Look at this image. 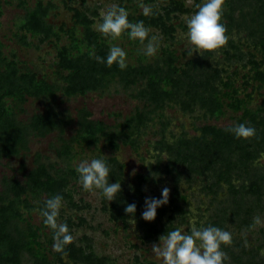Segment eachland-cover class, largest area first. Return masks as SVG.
<instances>
[{"label":"rangeland","instance_id":"374dc122","mask_svg":"<svg viewBox=\"0 0 264 264\" xmlns=\"http://www.w3.org/2000/svg\"><path fill=\"white\" fill-rule=\"evenodd\" d=\"M36 1L0 0V50L6 62H14L21 74H35L59 88L65 86L63 77L66 73L59 68L58 50L72 46L69 35L74 30V10L82 11L96 23L100 20L101 10L113 4L125 8L129 15L136 18L146 16L139 7L143 2L152 8V14L146 17L164 16L166 28L160 24L144 23L152 29L150 35L160 37V48L154 57L145 56L141 51L143 45L139 40L130 39L126 32L111 42L127 53V64H163L172 54L178 66L193 65L210 74L216 72L220 76V86L222 82L229 81L241 93L248 78L253 85L248 91L253 94L249 108L253 111L264 108V83L259 85L253 77L256 75L253 74L256 65L264 72V27H261L264 24V0H226L222 23L228 27L230 15L234 20V25L228 28V44L217 52H203L202 55L194 53L185 39L188 31L185 18L193 14L195 5L203 0H191V3L189 0H44L53 3L54 9L48 21L59 32L60 40L53 36L31 38L23 30L26 12L35 6ZM172 1L184 6L181 10L176 9L170 19L165 15V8H172ZM93 29L96 30L94 26ZM78 31L81 35L84 32L80 27ZM26 38L27 43L23 42ZM138 90V87L124 86L117 79L105 89L85 96L69 98L59 91L53 97H27L23 102H14V117L17 126L24 130L26 147H22L18 155L0 160V198L7 202L13 199L5 193L7 180L23 182L25 174L38 163L46 164L56 178L67 180L58 222L68 225L74 237L73 243L84 248L90 243L92 247L89 251L99 258H105L107 264H160L153 256L151 247L159 244L163 234L151 235L147 229L138 226L135 217L134 229L128 223L129 218L125 221L115 220L110 211L113 200L107 201L98 189L85 191L80 178L73 175V170L82 160L105 155L108 161L115 159L119 164V183L124 190L133 192L134 187L142 185L146 198H162V189H170L169 203L157 209V229L163 230L173 224L183 226L187 231L189 217L196 214L199 220L205 221V226L222 222L221 228L232 233L233 243L222 246L228 257L224 264H237L232 254L241 255L242 248L257 252L259 258L264 260V226L252 227L255 217L264 220V197L259 200L260 205L247 224L244 225L246 221L242 219L231 221L226 217L219 220L233 213L236 206L255 209L254 204L258 199L246 196L244 191L256 176H262L264 183V154L252 164L249 174L245 172L243 176L232 178L235 189L232 192L233 188L228 184H218L216 178L208 173L197 174L186 167H178L177 172L167 173L165 165L169 157L160 147L164 139L172 144L181 138L200 135L199 129L205 125L221 128L235 125L241 113L227 111L223 117L216 119L206 116L200 107L187 112L179 103L170 101L152 115V121L145 127L131 131L125 128V120L144 108V104L135 97ZM83 109L88 110L94 120L103 121L109 127V132L117 134L115 143L107 137H100L90 146L76 142L78 114ZM43 114H55L67 125L63 129H52L50 133L46 132L47 135L29 129L32 118ZM64 143L72 146L69 157L61 155ZM151 161L156 163L152 165ZM134 170L135 176L132 175ZM26 198L29 205L24 202ZM49 198L47 192L36 197L29 194L12 208L9 203L6 205L11 213L17 211L19 214L16 217L21 229L26 232L31 228L37 229V240L49 249L50 259L54 263L60 264V254L64 263L73 264L67 255L54 251V233L44 227L39 214L40 204ZM190 208L194 209V213L189 211ZM23 264H31L28 257H24Z\"/></svg>","mask_w":264,"mask_h":264},{"label":"trees","instance_id":"16d2710c","mask_svg":"<svg viewBox=\"0 0 264 264\" xmlns=\"http://www.w3.org/2000/svg\"><path fill=\"white\" fill-rule=\"evenodd\" d=\"M171 6L172 8H165V15L170 19L175 10H181L184 5L172 1ZM53 9L51 1L37 0L35 6L26 12L22 24L23 30L31 38L53 36L60 40L59 32L48 21ZM228 18L227 29L234 25L232 16ZM260 18H262L261 14ZM128 19L132 23L143 21L148 25L160 24L162 28H166L164 16L136 18L129 15ZM73 20L74 30L70 31L69 35L72 46L61 47L58 50L59 68L66 73L63 77L65 82L63 87L59 88L50 84L45 78L39 79L35 74H21L14 62H6L0 50V160L18 155L21 148L26 147L24 130L17 126L14 117V102H23L27 97H53L59 91L69 98L85 96L105 89L112 81L119 79L126 87H138L135 97L144 104L143 109H138L124 122L125 128L131 131L145 127L152 121V115L162 110L170 101L179 103L187 112H193L200 107L206 116L216 119L223 117L227 111L241 113L235 125L244 123L254 127L257 130L254 138H236L227 130L235 125L226 128L205 125L199 129L200 135L193 138H181L172 144L164 139L160 146L163 148L161 151L169 157V162L165 165L167 173L177 172L178 167H186L197 174L208 173L216 178L218 184L226 183L233 188L232 192H235L232 178L243 176L245 172L249 174L252 164L264 154V108L255 111L249 108L248 105L253 96L248 92L250 88H253L249 79H246V86H243V93H241L229 81L222 82L220 86L218 82L220 76L216 72L210 74L193 65L178 66L172 54L167 56L163 64H127L124 70L114 64L109 68L106 58L110 44L114 40L110 41L99 31L94 30L95 21L80 10H74ZM79 27L84 30L82 35L78 31ZM261 27H264V24ZM23 42L27 43V38ZM93 48L96 56L104 58L105 63H99L90 55ZM259 69L256 65L255 73L253 72L256 75L253 77L261 85L264 83V72ZM66 125L67 122L55 114H43L32 118L29 129L40 135H47L50 130L63 129ZM100 137H107L109 141L115 143L118 136L114 132H109V127L103 121L94 120L88 110L79 111L76 142L90 146ZM71 147L68 143H64L61 155L69 157ZM107 163L110 166L109 182H120L117 161L114 159ZM73 175L79 177L76 170H73ZM261 179L262 176L251 179L244 191L246 196L258 199L254 204L255 209L250 206L249 208L242 205L236 206L233 213L219 220L222 221L228 217L231 221L242 219L246 221L244 225L247 224V220L253 217L256 208L260 205L259 200L264 197V183ZM66 185V179L56 178L52 170L41 163L25 174L23 182L17 179L5 182V193L13 199L7 202L0 198V264H23L24 257H28L31 264H56L50 259L49 249L37 240V229L31 228L27 232L21 229L17 223V211L14 214L11 213L6 203H9L12 208L15 204H19L24 196L31 194L36 197L42 192H47L50 198L56 195L64 198ZM27 199L24 202L29 205ZM145 199L142 185L134 187L133 192L122 188V192L110 203L112 217L115 220L125 221L129 218L125 207L127 204H136L135 218L138 220V226L147 229L151 235L159 233L164 235L177 227L172 224L162 230L157 229L155 220L145 221L142 218ZM43 207L44 202L40 204V209ZM213 226L221 228L222 222L214 223ZM91 247L90 243L85 248L71 243L65 246L63 255H67L73 264H107L105 258H99L89 251ZM232 257L237 264H264V260L259 258L257 252L244 248L241 250V255L232 254ZM58 259L60 264H67L64 263L60 254Z\"/></svg>","mask_w":264,"mask_h":264},{"label":"clouds","instance_id":"9594fccd","mask_svg":"<svg viewBox=\"0 0 264 264\" xmlns=\"http://www.w3.org/2000/svg\"><path fill=\"white\" fill-rule=\"evenodd\" d=\"M225 3L226 0H203L202 3L195 5L196 11L185 18L188 29L185 39L188 45L192 46L194 53L199 52L202 55L203 52H217L228 44V29L222 23ZM139 7L143 9L144 15L152 14L151 6L141 2ZM128 16L129 13L125 8L113 4L106 10H101L100 20L94 24V27L110 41L118 40L127 32L130 39L139 40L143 45L141 51L145 56H156L160 48V37L150 35L152 29L146 27L143 21L132 23ZM90 55L99 63H105L104 58L96 56L94 48ZM127 59V53L121 47L110 44L106 58L109 68L117 64L121 70H124L128 66ZM227 130L236 138L242 139H251L257 134L254 127L244 123L229 127ZM108 159L107 156L102 155L98 158L82 160L77 165L76 171L85 191L101 190L107 201H112L122 192V187L119 182H109ZM155 163L151 161L152 165ZM132 175H136L135 170ZM169 196L170 189L165 187L162 189V198H146L142 218L145 221H154L157 217V209L169 203ZM63 204V197L56 195L47 199L44 207L39 210L44 225L54 233V251L61 253L65 251L66 245L74 241L68 225L58 222ZM136 211V204H127L125 207V212L129 215L128 223L133 229L136 225L134 218ZM189 211L194 213V209L190 208ZM188 225L187 231L183 226H178L160 236L159 244H153L151 247L155 259L160 264H224L228 257L222 246H230L233 243L232 233L216 226H205V221L199 220L196 214L189 217ZM257 226H264V220L259 216L254 218L252 225L253 228ZM245 245L247 246V240Z\"/></svg>","mask_w":264,"mask_h":264}]
</instances>
